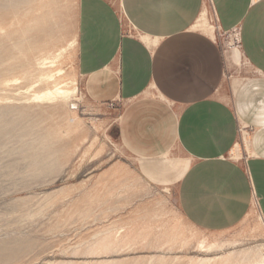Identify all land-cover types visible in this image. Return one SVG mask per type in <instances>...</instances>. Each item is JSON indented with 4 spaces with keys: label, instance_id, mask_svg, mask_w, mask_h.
I'll use <instances>...</instances> for the list:
<instances>
[{
    "label": "rangeland",
    "instance_id": "1",
    "mask_svg": "<svg viewBox=\"0 0 264 264\" xmlns=\"http://www.w3.org/2000/svg\"><path fill=\"white\" fill-rule=\"evenodd\" d=\"M76 3L0 0V264L264 258V233L248 221L220 232L192 226L176 189L139 176L113 131L116 106L91 102L78 75L52 76L56 67L71 70ZM219 39L229 50V36ZM64 49L65 59L53 63ZM233 61L228 78L256 75L244 56ZM70 77L73 92L56 94Z\"/></svg>",
    "mask_w": 264,
    "mask_h": 264
},
{
    "label": "crops",
    "instance_id": "2",
    "mask_svg": "<svg viewBox=\"0 0 264 264\" xmlns=\"http://www.w3.org/2000/svg\"><path fill=\"white\" fill-rule=\"evenodd\" d=\"M235 29L253 77L228 78ZM77 34L83 90L116 106L139 175L200 230L264 233V0H78Z\"/></svg>",
    "mask_w": 264,
    "mask_h": 264
},
{
    "label": "bare ground",
    "instance_id": "3",
    "mask_svg": "<svg viewBox=\"0 0 264 264\" xmlns=\"http://www.w3.org/2000/svg\"><path fill=\"white\" fill-rule=\"evenodd\" d=\"M24 0H21V3H23ZM30 1V0H29ZM12 2V1H11ZM11 4V3H10ZM77 15L76 16V26H75V34H74V39L71 41L70 43V65H71V70L70 71H65L64 68L62 67H56V72L55 74H53L52 76H61V79L68 77L69 75H73L76 76L78 75V69H77V53H78V34H77V21H78V0H77ZM61 5V4H59ZM47 13V12H46ZM60 13V12H59ZM71 13V12H69ZM63 14V13H62ZM200 22L206 27L209 28L211 30H213L215 28L214 24L211 23V21L208 19L206 13H204V15L201 17ZM57 24V23H56ZM229 36V40H228V45H229V50H227V54L229 56V60H234L235 63H240L241 59H242V51H241V46H240V39H239V34H232V35H228ZM65 51L66 49L62 50L53 60V63L57 62L58 60L60 61L61 59L64 58L65 55ZM65 59V58H64ZM233 61V62H234ZM67 82L62 84L61 87H57L56 89V94H63V95H68L71 94V92H73V89H71L70 87H72L75 84V78L70 77L68 80H66ZM140 176V175H139ZM141 177V176H140ZM144 180V179H143ZM162 188H167V187H162ZM184 216V215H183ZM184 218L188 221V219L184 216ZM189 222V221H188ZM190 224L192 226H194L191 222ZM195 228H197L196 226H194ZM199 229V228H198ZM200 230V229H199ZM192 231V230H191ZM175 234V233H174ZM200 247H202V249L204 250L205 248H207V245L202 242L200 244ZM215 250V249H214ZM204 254V253H203ZM208 254V253H207ZM222 257V256H221ZM208 258V257H207ZM255 264H264V258L262 257L261 259H257Z\"/></svg>",
    "mask_w": 264,
    "mask_h": 264
},
{
    "label": "built area",
    "instance_id": "4",
    "mask_svg": "<svg viewBox=\"0 0 264 264\" xmlns=\"http://www.w3.org/2000/svg\"><path fill=\"white\" fill-rule=\"evenodd\" d=\"M233 34H239V36H240V31L238 30V29H235L234 31H233ZM220 35H231L230 33L228 34V33H223V32H221L220 33Z\"/></svg>",
    "mask_w": 264,
    "mask_h": 264
}]
</instances>
